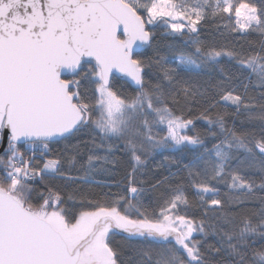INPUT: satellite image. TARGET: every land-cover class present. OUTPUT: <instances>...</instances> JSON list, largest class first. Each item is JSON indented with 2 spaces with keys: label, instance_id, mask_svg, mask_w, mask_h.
Listing matches in <instances>:
<instances>
[{
  "label": "trees",
  "instance_id": "trees-1",
  "mask_svg": "<svg viewBox=\"0 0 264 264\" xmlns=\"http://www.w3.org/2000/svg\"><path fill=\"white\" fill-rule=\"evenodd\" d=\"M152 1L130 4L145 19ZM169 1L196 29L173 32L163 22H146L150 43L134 57L144 70L143 88L117 75L109 87L121 101L142 104L145 128L135 117L119 134L93 123L100 70L84 60L67 79L90 120L46 142L48 150L30 158L28 176L5 165L4 151L0 189L31 209L47 203L69 225L84 213L111 209L139 222L184 217L198 228L194 256L169 238L114 228L106 240L113 264H264V0H230V9L223 0ZM241 4L256 10V23L245 30L235 15ZM166 114L189 123L185 134L194 143L150 146L148 127L164 143L159 120ZM13 146L29 158L24 145ZM49 161L54 169H46ZM201 187L215 193H199Z\"/></svg>",
  "mask_w": 264,
  "mask_h": 264
},
{
  "label": "water",
  "instance_id": "water-1",
  "mask_svg": "<svg viewBox=\"0 0 264 264\" xmlns=\"http://www.w3.org/2000/svg\"><path fill=\"white\" fill-rule=\"evenodd\" d=\"M150 40L143 16L125 0H0V155L12 144L62 140L89 121L67 79L84 60L96 63L104 86L117 75L142 89L134 57ZM109 221L129 234L142 230L102 216L71 249L51 221L0 189V264H79Z\"/></svg>",
  "mask_w": 264,
  "mask_h": 264
},
{
  "label": "rangeland",
  "instance_id": "rangeland-1",
  "mask_svg": "<svg viewBox=\"0 0 264 264\" xmlns=\"http://www.w3.org/2000/svg\"><path fill=\"white\" fill-rule=\"evenodd\" d=\"M131 3L132 1L138 2L139 0H125ZM224 6L227 9L231 8L230 0H223ZM237 21L242 29H247L252 24L256 23V10L246 4H241L235 12ZM145 19L147 24L154 25L158 22H163L171 29L173 32H180L183 30H195V20L188 17L185 12L176 8L175 5L169 0H153L152 3L146 9ZM101 80V75L99 74ZM99 102L96 107V118L93 123L100 128L103 132L108 134H119L124 129L127 128L128 119L135 117L141 129L145 128L148 114L142 108V104L139 102L126 103L121 101L113 93V91L102 84V81L98 87ZM146 107L150 112H154L155 106L152 105L150 99L147 100ZM166 127V133L164 136V143L157 144L155 138L151 137L152 134L147 129V137L151 147L170 145V147H179L185 143H194L193 140H189L186 136L185 131L189 126V123L183 122L179 119L171 117L169 114L161 117L159 120ZM2 140V132L0 131V143ZM26 149V156L29 158L21 159V155L18 152V148L11 146V150L7 151L10 153V158L5 164L7 167L11 168L13 171L17 172V177L22 175H29L28 164L30 158L38 155L40 150H48V144L44 141H36L24 144ZM7 160V159H6ZM56 163L49 161L46 165V169H54ZM15 172V173H16ZM16 176V175H15ZM199 193L204 195H210L215 193V191L209 188H197ZM214 205L217 203L214 202ZM34 212L40 216L48 219L53 223V225L59 229L67 240L70 248L75 247L79 242L85 239L89 233L93 230L95 223L102 218V216H112L117 222L125 227L129 228H141L142 230H147L150 232H157L161 235L168 236L169 239L174 240L177 243H184L181 246L190 254L194 256L197 252L196 244L193 241V236L198 231L196 224L192 223L190 220L184 217H177L172 215H165L160 219L156 220H144V221H131L125 218L124 215L120 214L117 210L102 209L97 213H84L81 215L79 221L75 224H67L65 220L59 217L57 212L49 211L47 208V203H45L39 209L32 208ZM116 228L111 221L103 225L97 234L94 236L92 241L87 244L83 250L79 261V264H113L112 256L107 247V235ZM172 229V230H171ZM201 229V228H200ZM142 230L140 233H142ZM178 232H175V231ZM139 233V234H140ZM180 233V234H179ZM154 235V234H153ZM187 248V249H186Z\"/></svg>",
  "mask_w": 264,
  "mask_h": 264
}]
</instances>
